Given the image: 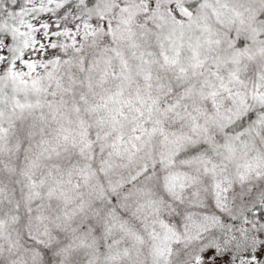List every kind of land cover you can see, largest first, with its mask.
I'll return each instance as SVG.
<instances>
[{"label":"snow or ice","instance_id":"obj_1","mask_svg":"<svg viewBox=\"0 0 264 264\" xmlns=\"http://www.w3.org/2000/svg\"><path fill=\"white\" fill-rule=\"evenodd\" d=\"M0 264H264V0H0Z\"/></svg>","mask_w":264,"mask_h":264}]
</instances>
